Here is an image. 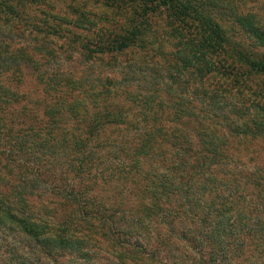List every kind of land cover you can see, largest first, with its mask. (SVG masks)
<instances>
[{"label": "trees", "instance_id": "1", "mask_svg": "<svg viewBox=\"0 0 264 264\" xmlns=\"http://www.w3.org/2000/svg\"><path fill=\"white\" fill-rule=\"evenodd\" d=\"M92 1L0 0V264H264L262 10Z\"/></svg>", "mask_w": 264, "mask_h": 264}, {"label": "rangeland", "instance_id": "2", "mask_svg": "<svg viewBox=\"0 0 264 264\" xmlns=\"http://www.w3.org/2000/svg\"><path fill=\"white\" fill-rule=\"evenodd\" d=\"M53 4L55 5V7L57 9L59 8H66L69 4H71V0H52ZM83 1H81L82 3ZM88 2V0H87ZM84 3V2H83ZM90 3V4H89ZM230 3L234 4L236 7H239V9L241 11H243L244 13H249L251 11H253V9H260L262 10V12L264 13V0H233V2L231 1ZM87 7H95L93 8L94 11L98 12V13H103V12H106L105 9L103 7H101V4L98 3V4H93V1H89L87 4H86ZM108 12V11H107ZM261 12L260 16L261 17H264V14ZM228 19V22L231 26H234V27H238L234 20L231 18V17H227ZM41 22H44V17H38V19L36 20H33V21H29V24H32V25H39V23ZM31 25V26H32ZM4 23H3V20H0V40H3L5 41V43H15V42H18L20 41L19 38L21 36H19V34H14L12 35L11 33H9L8 31H4L6 28H4ZM154 30L155 32H153V35L155 38L152 40L154 43H156L157 45H161L162 46V51H157V59H161L160 56L164 55V54H167L168 52L172 51V47L173 45L176 43L174 40H172L171 38L169 37H166L165 34L163 32H161L162 30V26L161 28L158 27L156 24L154 25ZM4 31V32H3ZM30 34H26V38L29 36ZM33 38H34V34H32ZM24 39V38H23ZM23 39L21 41H23ZM155 40V41H154ZM236 40L233 39V41ZM148 52L147 50L146 51H138L137 53H135L134 55H124V56H121L120 57V62L121 61H126L128 63L130 58H134V60H137L138 62H140V59L142 58L143 61H150L152 62V59L151 58H148L147 57V60H146V56L144 57V54ZM259 52V51H258ZM150 53V52H149ZM155 54V53H154ZM259 54V53H257ZM152 55V54H150ZM132 60V62L134 61ZM72 66V65H71ZM75 66V65H73ZM101 69H105V68H99ZM97 69V70H99ZM100 71V70H99Z\"/></svg>", "mask_w": 264, "mask_h": 264}]
</instances>
